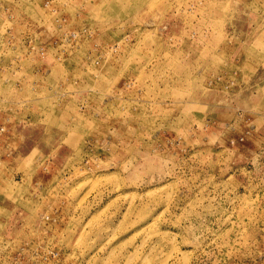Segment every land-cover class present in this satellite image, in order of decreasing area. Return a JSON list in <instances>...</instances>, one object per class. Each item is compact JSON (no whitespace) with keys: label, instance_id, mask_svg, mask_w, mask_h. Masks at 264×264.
Masks as SVG:
<instances>
[{"label":"rangeland","instance_id":"1","mask_svg":"<svg viewBox=\"0 0 264 264\" xmlns=\"http://www.w3.org/2000/svg\"><path fill=\"white\" fill-rule=\"evenodd\" d=\"M0 264H264V0H0Z\"/></svg>","mask_w":264,"mask_h":264}]
</instances>
